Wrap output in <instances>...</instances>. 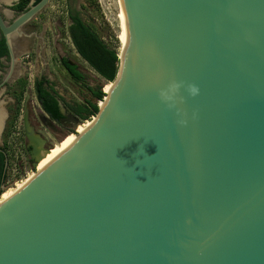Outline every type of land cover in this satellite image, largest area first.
Here are the masks:
<instances>
[{
	"label": "water",
	"instance_id": "95a60500",
	"mask_svg": "<svg viewBox=\"0 0 264 264\" xmlns=\"http://www.w3.org/2000/svg\"><path fill=\"white\" fill-rule=\"evenodd\" d=\"M50 2L11 23L0 11L11 71L17 37ZM122 5L111 92L0 203V264H264V0ZM172 80L200 88L182 106L186 127L159 99ZM24 129L37 170L53 146L27 107Z\"/></svg>",
	"mask_w": 264,
	"mask_h": 264
},
{
	"label": "rangeland",
	"instance_id": "374dc122",
	"mask_svg": "<svg viewBox=\"0 0 264 264\" xmlns=\"http://www.w3.org/2000/svg\"><path fill=\"white\" fill-rule=\"evenodd\" d=\"M70 5L81 13L84 20L93 25L102 34L106 42L118 47L121 55H123L122 53L127 38L126 20L120 0H70V3L69 0H52L46 10H44L43 16L38 18L36 23L38 25L45 24L48 30V33L45 35L46 44L44 48L40 49L36 47L38 42L35 41L33 43V50H29L31 52V57L24 63L26 67L24 75L27 83L25 94L30 93L31 96L29 101L24 102L23 99L19 112L20 115L23 114L24 118L26 107L29 109L31 122L35 131L47 139L50 146H53L48 152L61 151L66 147L63 146L64 143L70 138L71 142L78 137L79 133H83L90 125V121L78 120L73 123L63 122V124H58L50 120L37 101L34 89L35 80L42 78L43 75L48 76L55 82L57 90L67 102L81 103L85 98H88L89 95L85 94L82 85L77 84L64 69L61 60L63 58H68L71 63L78 66L79 70L84 73L89 85H103L105 89L108 88L109 93L112 88V84L106 83L100 78L79 54H77L75 47L68 38L67 30L70 24L68 11L69 8H71ZM23 54H26V51L21 53V56ZM1 92H3V90ZM7 97L8 96L3 99V102L6 101ZM103 106L104 103L102 104V107ZM5 112L6 111L3 109L1 111L2 114H0L3 116ZM12 123V121L9 122L4 139L0 138V144H3V142L7 140L8 134L12 129ZM1 131L2 127L0 133ZM24 140L27 146L26 134ZM28 159L30 160V158ZM25 162L27 166L30 165L31 167V169L29 167L28 170H30L27 171V175L30 174V176L26 177L23 182L18 183L17 186L13 184L11 187L4 188L5 192L0 198L1 201L12 196L34 176L36 171H39L32 169L31 160L30 162L25 160Z\"/></svg>",
	"mask_w": 264,
	"mask_h": 264
},
{
	"label": "trees",
	"instance_id": "16d2710c",
	"mask_svg": "<svg viewBox=\"0 0 264 264\" xmlns=\"http://www.w3.org/2000/svg\"><path fill=\"white\" fill-rule=\"evenodd\" d=\"M41 0H36L39 3ZM30 0H24L17 9L19 12L26 10ZM71 25L68 27V32L73 46L77 54L93 69L106 83L113 82L119 71L120 59L119 48L106 42L102 34L90 23L82 17L80 12L71 11L69 14ZM9 55L8 46L2 33L0 32V59ZM64 68L67 70L71 78L79 85L85 94L89 95L81 103L67 102L62 96L59 95L52 88L47 87L46 78L35 80L36 97L44 113L56 123H61L64 116L60 110L62 103L67 112L73 114L80 121H90L99 112V102L103 101L106 92L109 93L108 88L105 89L103 85L91 86L87 82V78L82 73L78 66L70 65L69 60L63 61ZM26 82L23 86L26 87ZM104 88V91H103ZM22 97L19 98V102ZM104 102L100 105L102 106ZM19 110V107L17 108ZM19 111L16 112V114ZM15 114V115H16ZM15 115L12 118L14 121ZM90 123V122H89ZM13 124V123H12ZM71 139V138H70ZM68 139L63 146L70 143ZM7 166L8 156L6 153V142L4 146H0V198L3 195L4 188L7 186Z\"/></svg>",
	"mask_w": 264,
	"mask_h": 264
},
{
	"label": "flooded vegetation",
	"instance_id": "af4514ba",
	"mask_svg": "<svg viewBox=\"0 0 264 264\" xmlns=\"http://www.w3.org/2000/svg\"><path fill=\"white\" fill-rule=\"evenodd\" d=\"M23 1L24 0H11L10 2H8V4H4L2 7L0 5V11H1L3 17L5 18V21H7L9 23L13 22V20L16 17H18L20 14L26 12L32 6L37 4L36 0H30L29 4L26 7V10L23 11V12H19V10L17 9V6H19ZM69 3H70V0H69ZM4 8H7L9 11H11L13 13V16L11 18H8L4 14V12H3ZM71 11L79 12L78 10L74 9L72 6H71V8H69L68 15L70 14ZM43 12L41 14H39L38 16H36L35 19L30 21L28 24H26L23 27V29H22L23 35L17 37L16 45H15V54L18 56V61H17L16 65H15V67L13 68L12 72H11L10 53H9V55L7 57H3V58L0 59V73L3 74V76L0 77V92L4 89L1 98L4 99L6 96H8L6 101H5V106H4L6 112L4 113V118H3V123H2L3 127H2V131L0 133V138L1 139H4L5 133L7 131L8 125H9V122H11V120H12L13 116L15 115V113L20 110V106H21V103H22L23 99H24V102L27 101L28 93L25 94V87L23 86L24 82H26V78H25V75H24L25 70H26V67L24 66L25 58L27 56L29 58L31 57V52L29 50H33V43L35 41L38 42V45H36V47H38L40 49L44 48L45 44H46L45 43L46 42L45 35L48 33V30L46 29L47 27L45 26V24L38 25L36 23L38 18L43 16V14H44ZM70 25H71V20H70V24L68 25V27ZM67 34H68V38L71 40L68 30H67ZM71 43H72V41H71ZM24 51H26V54H23L21 56V53H23ZM22 58H23V60H22ZM64 60H69V59L68 58H63L61 60L62 61V65H63V61ZM63 67H64V65H63ZM9 73L11 75L8 77ZM43 77H45L46 81H47V83L45 85L47 87H49V88H52L57 93H59V91L57 90V86H56L55 82L51 78H49L48 76H44L43 75ZM38 79H41V78H38ZM34 89H35V93H36L35 83H34ZM59 95L62 96L60 93H59ZM20 97H22V100L19 102V98ZM18 107H19V110L17 109ZM67 114H68V116L66 118H64V120L61 123H58V124H63V122H67V123L72 122L73 123V122H77L79 120L73 114H71L69 112H67ZM24 116H25V113H24ZM20 118L22 119L23 130H24L23 114L20 115V112H18L15 115L14 121H16L17 119H20ZM48 118L50 119L49 116H48ZM14 121H13V123H14ZM77 132H78V130H77ZM24 136H25V131H24ZM5 142L6 141H4L3 144H0V146L1 147L4 146ZM24 148H25L26 154L30 158L29 150H28V148L26 146V143H24Z\"/></svg>",
	"mask_w": 264,
	"mask_h": 264
},
{
	"label": "built area",
	"instance_id": "2783aa9c",
	"mask_svg": "<svg viewBox=\"0 0 264 264\" xmlns=\"http://www.w3.org/2000/svg\"><path fill=\"white\" fill-rule=\"evenodd\" d=\"M28 59L29 57L27 56L25 61ZM24 143L23 123L20 118L14 121L11 132H9L6 140V153L8 156L6 187H11L13 184L17 186L18 183L23 182L26 177L30 176V174L27 175V171H29L31 167L30 165L27 166L25 162V160L28 162H30V160L25 152ZM29 167L30 169L28 170Z\"/></svg>",
	"mask_w": 264,
	"mask_h": 264
},
{
	"label": "clouds",
	"instance_id": "9594fccd",
	"mask_svg": "<svg viewBox=\"0 0 264 264\" xmlns=\"http://www.w3.org/2000/svg\"><path fill=\"white\" fill-rule=\"evenodd\" d=\"M186 93L187 95H185ZM200 94V88L196 84H189L183 81L172 80L166 87L158 92L160 102L164 104L169 111H174L178 125L186 127L188 124V113L182 107L187 103L188 98H196ZM195 118V113L192 114ZM142 151V149H141Z\"/></svg>",
	"mask_w": 264,
	"mask_h": 264
},
{
	"label": "bare ground",
	"instance_id": "6f19581e",
	"mask_svg": "<svg viewBox=\"0 0 264 264\" xmlns=\"http://www.w3.org/2000/svg\"><path fill=\"white\" fill-rule=\"evenodd\" d=\"M121 1V4H122V0H120ZM122 7H123V5H122ZM124 11V10H123ZM124 17H125V15H124ZM126 35H127V32H126ZM126 40H127V38H126ZM121 57V56H120ZM122 58V57H121ZM111 92V91H110ZM3 118H2V115L0 114V124H1V120H2ZM78 138V137H77ZM77 138H75V139H73L66 147H64L61 151H59V152H47L44 156H43V158L40 160V162H39V164H38V166H37V170H42V169H44L47 165H49L54 159H56L61 153H63L67 148H69L75 141H76V139ZM9 197H11V196H9ZM8 197V198H9ZM8 198H6V199H8ZM6 199H4V200H6ZM4 200H0V203L1 202H3Z\"/></svg>",
	"mask_w": 264,
	"mask_h": 264
},
{
	"label": "crops",
	"instance_id": "0c3cea01",
	"mask_svg": "<svg viewBox=\"0 0 264 264\" xmlns=\"http://www.w3.org/2000/svg\"><path fill=\"white\" fill-rule=\"evenodd\" d=\"M11 0H0V5L1 7L4 5V4H8V2H10ZM3 12L4 14L8 17V18H11L13 16V13L11 11H9L7 8H4L3 9ZM12 72V71H11ZM11 74L9 73L8 74V77L10 76ZM3 76V74L0 73V77ZM4 91V89H3ZM0 113L1 111L4 109L5 110V102H3V99L1 98L2 97V94L3 92H0ZM2 114V113H1ZM4 117V115L2 116V118ZM1 123H3V119L1 120ZM1 127H2V124H0V130H1Z\"/></svg>",
	"mask_w": 264,
	"mask_h": 264
}]
</instances>
